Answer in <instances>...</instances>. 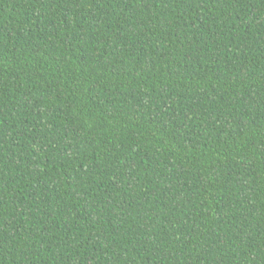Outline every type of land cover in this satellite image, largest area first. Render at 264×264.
I'll return each mask as SVG.
<instances>
[{"label": "trees", "instance_id": "trees-1", "mask_svg": "<svg viewBox=\"0 0 264 264\" xmlns=\"http://www.w3.org/2000/svg\"><path fill=\"white\" fill-rule=\"evenodd\" d=\"M0 264H264V0H0Z\"/></svg>", "mask_w": 264, "mask_h": 264}]
</instances>
